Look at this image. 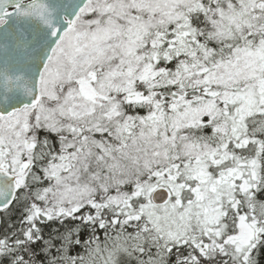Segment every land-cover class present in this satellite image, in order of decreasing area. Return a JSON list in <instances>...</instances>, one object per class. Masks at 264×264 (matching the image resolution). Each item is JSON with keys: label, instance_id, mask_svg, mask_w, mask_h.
<instances>
[{"label": "snow or ice", "instance_id": "obj_1", "mask_svg": "<svg viewBox=\"0 0 264 264\" xmlns=\"http://www.w3.org/2000/svg\"><path fill=\"white\" fill-rule=\"evenodd\" d=\"M0 264H264V0H0Z\"/></svg>", "mask_w": 264, "mask_h": 264}]
</instances>
